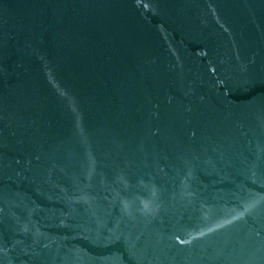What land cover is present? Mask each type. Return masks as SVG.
<instances>
[{
	"label": "water",
	"instance_id": "obj_1",
	"mask_svg": "<svg viewBox=\"0 0 264 264\" xmlns=\"http://www.w3.org/2000/svg\"><path fill=\"white\" fill-rule=\"evenodd\" d=\"M0 264H264V0H0Z\"/></svg>",
	"mask_w": 264,
	"mask_h": 264
}]
</instances>
